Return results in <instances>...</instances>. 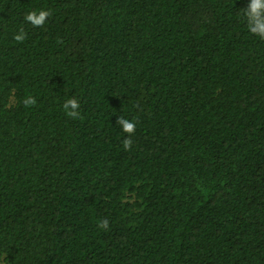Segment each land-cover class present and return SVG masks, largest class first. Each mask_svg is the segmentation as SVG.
I'll use <instances>...</instances> for the list:
<instances>
[{
    "label": "trees",
    "instance_id": "1",
    "mask_svg": "<svg viewBox=\"0 0 264 264\" xmlns=\"http://www.w3.org/2000/svg\"><path fill=\"white\" fill-rule=\"evenodd\" d=\"M248 5L0 0V262L264 264V38Z\"/></svg>",
    "mask_w": 264,
    "mask_h": 264
},
{
    "label": "clouds",
    "instance_id": "2",
    "mask_svg": "<svg viewBox=\"0 0 264 264\" xmlns=\"http://www.w3.org/2000/svg\"><path fill=\"white\" fill-rule=\"evenodd\" d=\"M48 16L47 11L29 12L24 19L30 22L33 26H38L44 23L45 17ZM243 16L247 21L248 30L258 37L264 38V0H249V5L243 12ZM25 39V34L21 31L15 36V40L22 41ZM25 103H34L33 100H26ZM64 110L68 117L77 119L79 115V105L74 99H68L64 103ZM117 124L123 133L131 135L136 128L135 122L124 117L117 118ZM131 145V140L124 141V147L128 148ZM101 227H107V222L104 221Z\"/></svg>",
    "mask_w": 264,
    "mask_h": 264
},
{
    "label": "rangeland",
    "instance_id": "3",
    "mask_svg": "<svg viewBox=\"0 0 264 264\" xmlns=\"http://www.w3.org/2000/svg\"><path fill=\"white\" fill-rule=\"evenodd\" d=\"M0 264H4L3 262H0Z\"/></svg>",
    "mask_w": 264,
    "mask_h": 264
}]
</instances>
